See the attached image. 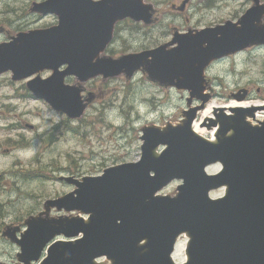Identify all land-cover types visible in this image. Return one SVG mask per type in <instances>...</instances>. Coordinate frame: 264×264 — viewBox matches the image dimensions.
Wrapping results in <instances>:
<instances>
[{
    "label": "water",
    "instance_id": "water-1",
    "mask_svg": "<svg viewBox=\"0 0 264 264\" xmlns=\"http://www.w3.org/2000/svg\"><path fill=\"white\" fill-rule=\"evenodd\" d=\"M32 11L55 15L57 24L1 43L0 75L11 72L13 81L27 80L34 98L54 111L69 119L83 114L82 88L65 84L68 77L84 83L123 73L130 78L137 71L187 90L201 106L186 111L176 126L144 128L139 161L98 176L60 178L74 189L46 200L44 209L78 215L31 217L21 233L8 228L4 235L19 248L20 262L105 264L99 262L104 258L108 264H177L175 246L186 234L190 241L181 264H264V120L251 126L246 119L253 118V109L233 115L219 109L207 126L217 129L214 142L192 131L209 100L201 94L205 67L264 44L255 9L238 26L176 35L170 51L161 46L120 59L100 55L118 21L152 22L153 10L141 0H44L33 3ZM42 71L51 75L42 79ZM215 164L220 172L209 175L206 169ZM174 181H181L176 195H161ZM221 188L222 197H210Z\"/></svg>",
    "mask_w": 264,
    "mask_h": 264
},
{
    "label": "rangeland",
    "instance_id": "rangeland-1",
    "mask_svg": "<svg viewBox=\"0 0 264 264\" xmlns=\"http://www.w3.org/2000/svg\"><path fill=\"white\" fill-rule=\"evenodd\" d=\"M41 1L0 0V44L20 32L57 24L56 16L43 17L32 11L33 3ZM147 1L145 5L151 6L156 23L147 27L140 25L143 29L131 20L118 22L111 44L100 57L120 59L161 46L169 51L177 46L169 44L176 35L182 36L188 24L184 17L169 13V6H178L181 0ZM231 8L239 6L233 4ZM228 11L205 12L201 6L186 16L191 27L197 26L198 21L218 19ZM251 49H245L248 51L236 60L233 68L230 63L222 62L212 69V75L226 76L227 82L204 87L210 88L206 90L210 97L206 106L197 112L198 120L207 105H227L232 101L228 99L230 92L239 88H247L256 97L264 98V48ZM50 75V71L39 73L41 78ZM238 79L241 83H237ZM26 82L13 81L11 72L0 75V264H22L19 248L4 235L8 228H17V233H21L31 217L42 215L51 220L77 216L44 209L46 200L57 199L74 189L60 178L98 176L106 168L137 162L144 128L176 126L186 111L201 106V101L190 98L187 91L151 80L145 71L135 72L130 78L124 73L105 79L98 76L84 83L70 77L65 83L82 88L85 107L80 118L69 119L44 101L35 99L27 90ZM257 89L261 92L257 93ZM256 97L244 102H263ZM261 117H256V121ZM201 134L205 139L211 138L208 132ZM219 170L220 164L212 165L207 173L214 175ZM180 185V181H174L160 194L174 197ZM223 193L224 189L217 190L211 193V198H219ZM189 241L186 234L179 238L173 254L177 264L185 260ZM101 262L108 264L106 260Z\"/></svg>",
    "mask_w": 264,
    "mask_h": 264
},
{
    "label": "flooded vegetation",
    "instance_id": "flooded-vegetation-1",
    "mask_svg": "<svg viewBox=\"0 0 264 264\" xmlns=\"http://www.w3.org/2000/svg\"><path fill=\"white\" fill-rule=\"evenodd\" d=\"M142 2L146 4L148 1L142 0ZM233 4L238 5L239 8L233 10V8H231ZM201 6L205 12H214V11H219L220 9H226L227 11L228 10L229 11L227 14L222 15L218 19L215 17L214 19L210 21H198L197 26L192 25L191 27H189L190 19L186 16V14L190 13V10L196 11L197 8L200 9ZM169 7H170L169 13H177L179 16L184 17L185 22L188 24L187 28H183L185 29V32L184 31L181 32L182 34H186L188 32L197 33L203 30L222 28L228 23H231L233 25L235 24L238 26L241 21V18L252 9H255V14L258 13V17H257L258 22H256L255 25L259 29V31L262 34H264V0H181L178 6L176 4H171ZM152 15L153 17H152L151 24H155L156 18H155L154 12ZM135 25H138V26L143 25L144 27H147L150 24L148 25V24L139 22V23H136ZM140 27L144 29V27L142 26ZM115 32H116V24L113 29L112 40H113ZM249 48H253L251 50H258L260 48H264V44L259 45V46L252 45L246 49H249ZM247 51L248 50L240 51L235 54L229 55L227 57L219 58L218 60H215L214 62H210L209 65L205 67L203 71V74H202L203 84L202 85H204V87L206 88V86H211V84H214V83L217 84L218 86H220L222 83H226L227 82V80L225 79L226 76L219 78L220 76L217 74L212 75L211 74L212 69L217 64L222 63V62L230 63V66H232L233 68L235 66L236 60L241 58L244 54H246ZM237 83H241V80L238 79ZM209 89L210 88L204 89V91L201 92V94L204 96H209L206 92V90L208 91ZM260 92L261 90L257 89V93H260ZM253 97H256V96L252 93L251 90L247 88H239L233 92H230V94L228 95V99L232 101H236V102H241V103L242 102L244 103V101L246 100H251ZM256 98H258L260 101L262 100L263 101L262 103H264V98H259V97H256ZM225 100H227V97H225Z\"/></svg>",
    "mask_w": 264,
    "mask_h": 264
},
{
    "label": "bare ground",
    "instance_id": "bare-ground-1",
    "mask_svg": "<svg viewBox=\"0 0 264 264\" xmlns=\"http://www.w3.org/2000/svg\"><path fill=\"white\" fill-rule=\"evenodd\" d=\"M219 109H223V113L226 115L235 114L234 112L237 109H253L254 117H261L262 115H264V103H239L236 101H231L225 106L216 104L207 105V107L203 110L200 119H197L193 123L192 131L199 136H202L201 133L208 132L209 134H211V138L209 139V141L214 142V137L217 129L215 127H211L210 129H208L207 126L211 125L212 120L215 118L214 114L218 112Z\"/></svg>",
    "mask_w": 264,
    "mask_h": 264
},
{
    "label": "trees",
    "instance_id": "trees-1",
    "mask_svg": "<svg viewBox=\"0 0 264 264\" xmlns=\"http://www.w3.org/2000/svg\"><path fill=\"white\" fill-rule=\"evenodd\" d=\"M21 175L23 176V178L27 177V176H25L24 174H21Z\"/></svg>",
    "mask_w": 264,
    "mask_h": 264
}]
</instances>
